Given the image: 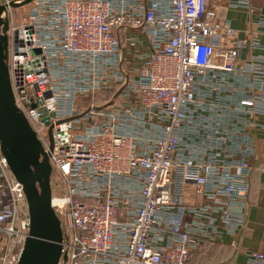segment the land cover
I'll use <instances>...</instances> for the list:
<instances>
[{
	"label": "built area",
	"instance_id": "1",
	"mask_svg": "<svg viewBox=\"0 0 264 264\" xmlns=\"http://www.w3.org/2000/svg\"><path fill=\"white\" fill-rule=\"evenodd\" d=\"M0 5L16 106L59 176V264H189L203 244L235 237L259 157L253 132H264V0ZM230 10L245 13L243 28ZM189 184L194 205L182 201ZM29 227L0 151V264H18ZM247 256L264 264L261 251Z\"/></svg>",
	"mask_w": 264,
	"mask_h": 264
},
{
	"label": "water",
	"instance_id": "2",
	"mask_svg": "<svg viewBox=\"0 0 264 264\" xmlns=\"http://www.w3.org/2000/svg\"><path fill=\"white\" fill-rule=\"evenodd\" d=\"M0 5V151L26 196L30 227L18 264H59L61 221L52 207L50 154L16 106L7 59L8 21ZM52 148V147H51Z\"/></svg>",
	"mask_w": 264,
	"mask_h": 264
},
{
	"label": "crops",
	"instance_id": "3",
	"mask_svg": "<svg viewBox=\"0 0 264 264\" xmlns=\"http://www.w3.org/2000/svg\"><path fill=\"white\" fill-rule=\"evenodd\" d=\"M228 16L232 18L234 28H243L245 13L230 10ZM253 133L258 138L259 157L246 177L247 194L237 205L242 206L241 210L246 214L245 225L235 237L225 235L216 242L203 244L192 254L189 264H246L249 251L264 253V132L259 130ZM182 201L186 205L200 202L192 184L184 189Z\"/></svg>",
	"mask_w": 264,
	"mask_h": 264
},
{
	"label": "rangeland",
	"instance_id": "4",
	"mask_svg": "<svg viewBox=\"0 0 264 264\" xmlns=\"http://www.w3.org/2000/svg\"><path fill=\"white\" fill-rule=\"evenodd\" d=\"M13 9L14 10L12 12H13L14 19L17 20V22H21L26 17V15H24L22 13L24 10H26V8H23V7L21 8L20 6H17V7H13ZM3 19L7 20L8 16H4ZM32 51H33V53L38 52L37 49H32ZM58 177H59L58 174L55 171H53L52 178H51V181H52L51 184H52V187H54V196L55 197H60V195H61V193L58 194L59 190L56 187Z\"/></svg>",
	"mask_w": 264,
	"mask_h": 264
}]
</instances>
